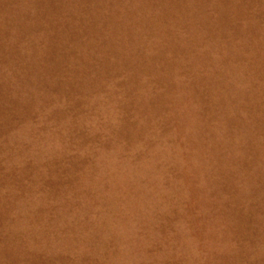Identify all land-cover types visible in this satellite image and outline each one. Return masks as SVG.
Wrapping results in <instances>:
<instances>
[{"label": "rangeland", "instance_id": "1", "mask_svg": "<svg viewBox=\"0 0 264 264\" xmlns=\"http://www.w3.org/2000/svg\"><path fill=\"white\" fill-rule=\"evenodd\" d=\"M0 264H264V0H0Z\"/></svg>", "mask_w": 264, "mask_h": 264}]
</instances>
